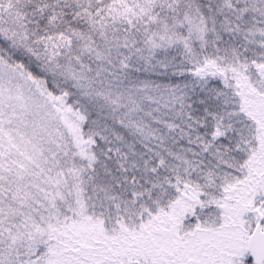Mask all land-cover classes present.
I'll use <instances>...</instances> for the list:
<instances>
[{"label":"trees","instance_id":"trees-1","mask_svg":"<svg viewBox=\"0 0 264 264\" xmlns=\"http://www.w3.org/2000/svg\"><path fill=\"white\" fill-rule=\"evenodd\" d=\"M238 3L0 0V63L42 80L53 95H67V105L85 118L82 137L93 144L90 164L74 157L72 142L65 134L62 143L47 144L44 164L48 176L53 177L54 172L59 178L51 189L53 211L48 219L53 227L88 220L91 226L101 228L94 232L106 247L92 250V257L83 252L49 253L53 257L47 264H195L160 258L155 251L132 250L127 245V238L133 237L142 219L161 213L160 188L168 192L177 189L173 156L189 146L179 140V132L187 128L181 126L178 132L170 123L190 121L184 116L182 122L176 117L172 122H167L168 118L161 121L162 114H155L161 111L144 99L192 86L197 79L194 71L208 63L213 53L249 65L264 57V0L258 5ZM224 72L208 81L227 91L233 89L235 76ZM210 121L203 111L194 115L191 136L196 140L186 155L208 180L203 189L208 193L196 196L197 204L205 205L206 216H213L211 209L223 205L225 192L236 178L246 192L233 195L226 204L249 215L255 212L256 192L264 197V172L258 169L264 162V141L244 146L233 135L218 137ZM198 123L205 125L197 127ZM133 127L161 137L157 140L161 149L141 140ZM164 134L169 140L162 139ZM13 169L23 171L17 166ZM251 178L262 186L255 193L246 186ZM218 193L221 202L215 206L212 202ZM230 220L234 222L233 217ZM44 256L20 264H44ZM236 264L253 263L246 252Z\"/></svg>","mask_w":264,"mask_h":264},{"label":"rangeland","instance_id":"rangeland-1","mask_svg":"<svg viewBox=\"0 0 264 264\" xmlns=\"http://www.w3.org/2000/svg\"><path fill=\"white\" fill-rule=\"evenodd\" d=\"M225 1L236 5L237 2L238 5L262 3V0ZM193 29L196 30L194 26ZM211 56L208 63L194 71L197 79L192 86L147 96L144 100L154 110L161 111L155 113L162 114L161 121L168 118L167 122H172L176 117L182 122L183 116L190 121L186 124L170 123L172 130L178 132L181 126L187 128V131L179 132L182 137L179 140L188 142L190 152V144L196 140L195 135L191 136L192 121L199 111L208 114L209 123L218 137L235 136L244 146L261 145L264 141V57L249 65L224 54L216 57L213 53ZM224 71L235 76L233 89L227 91L219 90L208 81ZM84 121L79 111L67 105V95H53L46 90L42 80L33 79L18 67L9 68L0 63V264L36 260L39 254H45L44 264H47L53 257L48 254L53 252H83L86 257H92V250L106 247L105 241H99L94 232H101V228L91 226L88 220L53 227L48 219L53 211L51 189L59 178L54 172L53 177L48 176L44 152L47 144L62 143L65 134L72 142L74 157L92 163L93 144L81 133ZM196 125L201 127L205 123ZM132 130L145 143L161 145L157 142L161 137L155 138L139 128L133 127ZM163 136L162 139L169 140L168 135ZM188 147L181 148L173 156L177 162V189L168 192L160 188L161 213L142 219L133 237L127 238V245L132 250L155 251L160 258L169 257L178 262L236 264L247 252L248 237L254 227L260 224L264 231V197L257 191L261 185L256 178L246 184L252 193L257 191L253 200L255 212L249 215L240 213L233 205L226 204L233 195L239 197L246 192L245 185L235 178L225 192L223 205L211 209L213 216H206L205 205H198L196 196L206 197L208 192L203 189L208 180L198 166L186 159ZM168 150L170 154L172 149ZM189 156L193 157L192 154ZM22 160L24 166H21ZM259 164L258 169L264 172V162ZM16 166L23 171L13 169ZM39 168L40 173L37 172ZM72 173L78 174L75 170ZM217 195L212 202L215 206L221 202L220 194ZM78 203L80 208V199ZM193 204L197 205L194 207ZM230 217L234 222L228 221ZM75 260L73 257V262Z\"/></svg>","mask_w":264,"mask_h":264},{"label":"water","instance_id":"water-1","mask_svg":"<svg viewBox=\"0 0 264 264\" xmlns=\"http://www.w3.org/2000/svg\"><path fill=\"white\" fill-rule=\"evenodd\" d=\"M248 253L253 264H264V231L257 225L248 238Z\"/></svg>","mask_w":264,"mask_h":264}]
</instances>
